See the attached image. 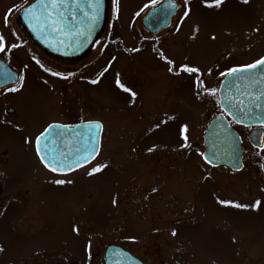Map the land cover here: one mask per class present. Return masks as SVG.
<instances>
[{
    "label": "rangeland",
    "instance_id": "rangeland-1",
    "mask_svg": "<svg viewBox=\"0 0 264 264\" xmlns=\"http://www.w3.org/2000/svg\"><path fill=\"white\" fill-rule=\"evenodd\" d=\"M32 1L0 0L6 41L0 55L22 41L14 55L25 72L23 88L0 95V264H87L89 243L91 256L99 250L92 264H102L108 245L122 243L138 254L144 249L132 239L149 233L178 238L164 246L182 250L176 264H264V152L246 147L238 173L212 168L200 155L206 127L220 112L221 73L264 57V0H224L220 7L212 0H176L181 15L157 45L162 56L145 43L132 56L110 43L103 48L102 69L94 74L90 65L94 75L78 86L86 92V118L103 125L101 152L90 166L65 176L47 170L35 151V137L49 123L71 121L64 113L72 101L64 100L61 83L36 79L43 77L34 61L43 57L16 26ZM163 1L119 0L117 12L110 0L108 39L136 49L142 18ZM182 65L199 71H182ZM185 124L191 147L182 146ZM101 164L107 167L88 175ZM257 200L258 209L252 207Z\"/></svg>",
    "mask_w": 264,
    "mask_h": 264
},
{
    "label": "water",
    "instance_id": "water-1",
    "mask_svg": "<svg viewBox=\"0 0 264 264\" xmlns=\"http://www.w3.org/2000/svg\"><path fill=\"white\" fill-rule=\"evenodd\" d=\"M94 0H67L63 9L64 24L63 31L54 32L51 28L43 31L34 30L35 22L31 18H25L24 10L37 5L39 0H34L18 15V22L30 40L49 57L58 61L75 63L82 61L91 53L93 46L98 42L109 20V0H103L99 19L91 22V9L89 4ZM175 4L176 7H170ZM178 11V5L174 0H166L159 7L151 9L142 21L143 27L151 34H159L171 24L172 18ZM3 72L2 76L1 73ZM3 75H8L4 76ZM17 81V73L8 64L0 62V89L8 84ZM231 85V87H229ZM264 89V68H257L252 71L237 73L232 77H225L219 88L220 108L223 113L216 116L209 124L204 134V155L212 163H206L211 167H227L235 172L244 168L242 140L238 132L232 127L230 120L239 126H259L264 121V98L255 101L244 95V93H259ZM243 101V109L247 115L239 112L240 106L231 108V112L240 115L243 123H237L230 114L226 105L231 97ZM223 101V103H221ZM228 117V118H227ZM96 122H86L74 126L60 125L49 132L48 137L41 141V155L49 160H63L64 165H56L60 168L55 172L68 174L82 167L89 165L96 159L101 149L102 130H97L91 125ZM256 133V132H254ZM261 135L257 139H251L253 146L262 149ZM99 142L97 154L91 156L81 166L75 165V160L81 156H87L92 151V144ZM203 158V157H202ZM68 164L73 165L71 169ZM44 165V164H43ZM48 169V168H47ZM264 172V163L261 166ZM106 264H141L129 252L120 247L109 246L106 250Z\"/></svg>",
    "mask_w": 264,
    "mask_h": 264
},
{
    "label": "flooded vegetation",
    "instance_id": "flooded-vegetation-1",
    "mask_svg": "<svg viewBox=\"0 0 264 264\" xmlns=\"http://www.w3.org/2000/svg\"><path fill=\"white\" fill-rule=\"evenodd\" d=\"M177 4H178V11H177L176 15L172 18L170 26L168 28H166L165 30H163L160 34L153 35V34L149 33L142 26L141 32L143 33V37H141V39L138 41L139 43L137 44L138 47L136 49H127L124 45L123 40L122 39L119 40L120 38L117 39L116 41L109 40L107 37L109 24L107 25V28H106L104 34L102 35L101 39L97 43H95V45H94L91 53L89 54V56L86 57L85 59H83L82 61L75 62V63L62 62V61H58L54 58H51L49 56H46L36 46H34L30 41L27 40V44L32 46L31 48L32 49L34 48L36 50V52L39 53L43 57L42 63L40 62V64L36 63L37 59H35V61H34V64L40 70V72H38V74L43 77V78L36 77V79L38 81L41 80V82L45 81L46 79L47 80L49 79V80H54L57 83H61L62 93L66 96V97H64V100L66 99L67 101H72V104L70 105L72 107V110H70V112L64 113L65 115H71V121L70 122H65V121L64 122H52V123H49V125L58 123V124H62V125L72 126V125H77V124L84 123V122L97 121V120H92V119L89 120L86 118L87 117L86 116L87 109H88L86 107V100H87L86 99V92L81 93L78 90V86H80V84L82 82H86L91 78V77H87L88 73L90 72V71L88 72L87 68L90 65H91V68L94 66L95 69H97L94 74L98 73L99 68L102 69L100 61H101V58H102V55L104 52L103 48L106 49L108 47L109 43L113 46L117 45L118 51H120V52H122L128 56H132L138 52H141L144 48V43H145V44L149 45V48H151L152 52L158 54L159 56H162V53L160 52L161 50L157 47V45H159L160 41L166 35L171 33L172 30L178 25L177 21H178L181 14H179L180 13V4L178 2H177ZM110 9H111V7H110ZM16 26L19 30L20 35L22 37L26 38L24 31L22 30V28L19 26L18 23H16ZM18 42L19 43L16 44V45H18V47H15V48L11 47L7 54H5L3 56L0 55V62L8 64L17 73V81L15 83L8 84V85L2 87L0 89V95L11 92L10 89H12V88L21 89L25 85V77H24L25 72L23 71L24 65L21 61H19L18 56L14 55V53H16V50H18V48L22 47L24 44L22 41H18ZM21 44H22V46H20ZM92 59H94V61H93L94 65H93V62L91 64H89V62ZM41 64L44 66L43 68L40 66ZM98 64H100V66ZM80 66H82L81 69H79ZM45 69H48L49 71H45ZM52 72H57V73H60L61 75L53 76L51 74ZM132 73H137V72H132ZM2 74H3V72L1 73V76H2ZM89 74L91 76L94 75L93 73H89ZM4 76H8V75H3V77ZM21 76L24 77L22 85H21V82L19 81V77H21ZM12 112L13 111H11V113ZM72 118L74 119V121H72L73 120ZM231 123L235 127V129L237 130V132L239 133V135L241 137L244 150L246 147H250L251 149L255 150V152H257V153H263L264 152V150H262V149L261 150L256 149L252 145V142H251L252 138L257 139V137L259 135H261L260 136L261 138H258V139L259 140L263 139V141H264V127H262L261 125L252 126V127L237 126L233 122H231ZM103 131H104V129H103ZM254 132H256V133H254ZM102 137H103V133H102ZM263 147H264V145H263ZM244 156H245V152H244ZM263 159H264V157H263ZM263 162H264V160H263ZM82 169H84V168H82ZM77 171H79V170H77ZM72 173H74V172H72ZM72 173L65 174V175H70ZM57 175H59V174H57ZM65 175H62V176H65ZM171 237L172 238L163 237L162 234L160 235V233H156V234L155 233H149L145 237L132 239V241H134L135 244L137 242H139L142 245L141 249H144V251H141L138 254L134 253V251L131 250L130 248L125 247L122 243L111 244V245L118 246V247L122 248L123 250H125L126 252H129L132 256L136 257L142 264H176L177 262L173 257H174V255H177L182 250L180 248H170L167 246L164 247L165 245H167V243L169 244L170 242H172V240L178 239L177 237L176 238L173 236H171ZM141 241H143V243H141ZM109 246L110 245H108L104 250H102V253H101V263L102 264H106V250ZM166 252L169 256L172 257L170 262H167V260L163 257V256H165ZM168 252H170V253H168ZM98 254H99V250H98L97 254H93L91 256V258L88 260L87 264H92V261L96 257H98Z\"/></svg>",
    "mask_w": 264,
    "mask_h": 264
},
{
    "label": "snow or ice",
    "instance_id": "snow-or-ice-1",
    "mask_svg": "<svg viewBox=\"0 0 264 264\" xmlns=\"http://www.w3.org/2000/svg\"><path fill=\"white\" fill-rule=\"evenodd\" d=\"M185 5H187L188 0H184ZM244 3H248L249 0H243ZM103 3V0H94L93 3L89 4V8L91 9V22L95 23L100 16V10H101V5ZM115 3L117 5V12L119 11V0H115ZM152 3L155 4L156 0H152ZM224 3V0H212V4L216 7H220L222 4ZM67 4V0H39V10H37V5H32L29 8H26L24 10V15L25 18H31L32 21L35 22V29L34 30H40L43 31L44 29L47 28H51L52 31L54 32H61L63 31V24H64V15H63V9L65 7V5ZM77 7H79V3L77 0ZM147 7V5H146ZM170 7L175 8L176 5L175 4H171ZM190 8L186 7L185 11L183 13L184 17L187 18V16L190 13ZM137 15H139V13H137ZM214 38V37H213ZM12 48L18 47V45H11ZM6 52V41H5V37L3 35H0V53H5ZM37 64H40L39 60H36ZM167 63L169 65H173V61L172 60H167ZM42 68L44 67L42 64L40 65ZM257 68H264V57H261L257 60H255L253 63L250 64H246L240 67H233L228 69L227 72H223L221 73L222 76L225 77H232L235 76L237 73H242V72H248V71H252L255 70ZM181 70L182 71H186L188 73H197L199 71L198 68L195 67H189L187 65H182L181 66ZM45 71H49L48 69H45ZM169 71L172 72L173 68L170 67ZM53 76H59L61 75L60 73L57 72H52L51 73ZM173 74H178L176 72H174ZM24 80V77L21 76L19 77V81L22 82ZM98 81L93 80L92 83H97ZM202 86V82H199ZM118 86L124 88V91L128 92L130 91L128 88H125L122 84H120L119 81H117ZM229 87H231V85H229ZM10 91L12 92H16L19 91V89L17 88H12L10 89ZM199 94V93H198ZM211 95H215L216 94V90L213 89L211 90ZM132 95H135V93H132ZM244 95L249 96L250 99L255 100V101H259L260 99L264 98V89H261L260 92L257 93H244ZM221 103H223V101H221ZM243 101L242 100H237L236 97H231L229 99L228 104L226 105V107L229 109L230 114L233 116V119H235L237 121V123H243V120L240 118V115H238L237 113L231 112V108L234 106H240L239 107V112L242 113L243 115H247V112L244 111L243 107ZM92 127H94L97 130H102L103 129V125L99 122L94 123L93 125H91ZM261 126L264 127V121L261 122ZM60 127V125H56V124H50L44 131H42L38 136L35 137L34 143H35V151L37 153V155L39 156V159L41 160V162L44 164V166L46 168H48L50 171L52 172H57L60 170L59 167H57L56 165H64V161L63 160H56L55 158L49 160L46 156L41 155L42 149H41V141L42 139H45L48 137L49 132H51L54 128H58ZM63 127H67V125L63 126ZM188 132V126L185 124L182 128H181V135L182 138L184 140V145H182L183 147H191L190 144L187 143L189 137L187 135ZM26 143H33V141H25ZM262 145H264V141L261 142ZM99 142L97 141L96 143L92 144V151L89 152V154L87 156H81L79 159L75 160V165L76 166H81L83 163L87 162L88 159L91 156H94L97 154V149L99 147ZM262 150H264V147H262ZM151 151V149H150ZM200 155L203 157V159L205 160L206 163H212V161L204 155V153H200ZM67 167L69 169H71L73 167V165L68 164ZM107 167L106 164H101L98 165L96 167H93L89 172L88 175H93L97 172L102 171L103 168ZM57 184H64L65 181L64 180H57L55 181ZM221 205H225V206H231V207H235L237 209L240 208H247L249 207V205H244V204H240V203H235L233 201H229V200H219L218 201ZM113 203L115 204L116 201L113 200ZM260 201L257 200L255 202L254 205H252V207L255 208H259L260 206ZM73 231L76 234H79V229L78 228H74ZM173 235H175L176 233L173 232ZM91 244L89 243L86 246V252L88 253V257L89 259L91 258ZM0 251H3L2 248H0Z\"/></svg>",
    "mask_w": 264,
    "mask_h": 264
}]
</instances>
